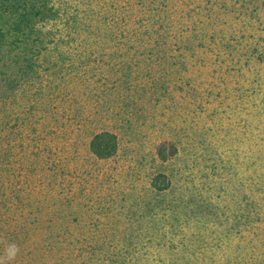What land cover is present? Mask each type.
<instances>
[{
    "label": "rangeland",
    "instance_id": "1",
    "mask_svg": "<svg viewBox=\"0 0 264 264\" xmlns=\"http://www.w3.org/2000/svg\"><path fill=\"white\" fill-rule=\"evenodd\" d=\"M246 3L229 0L218 8L217 13L229 14L226 33L242 27L237 14L242 8L260 9L250 18L254 27L264 20V0ZM255 33H246L248 42H256ZM32 55L0 42V256L9 244L19 249L9 264H64L62 236L92 224L105 233L154 236L155 250L170 247L176 264L227 263L217 251L233 258L238 245L257 246L254 238L264 244V153L253 146L264 111L237 101L238 74L221 89L208 91L204 82L214 76L204 63L213 60L210 54L177 55L175 62H184L186 71L138 50L133 86L144 89L129 91L127 102H97L95 96L114 86L118 75L108 65L92 63L86 79L92 98L69 102L67 111L61 79L50 76L44 62L26 72ZM254 69L263 80L264 64ZM171 70L179 72L174 81ZM254 73L246 74V85L259 90ZM190 80L204 93L203 100L186 96ZM206 92L222 102H204ZM76 116L92 118L94 127H79ZM101 130L117 132L121 142L118 155L108 161L88 151L91 136ZM159 149L166 156L177 151L162 161ZM159 174L171 181L164 192L151 186ZM142 240L133 242L140 246ZM208 245L217 251L191 257Z\"/></svg>",
    "mask_w": 264,
    "mask_h": 264
},
{
    "label": "trees",
    "instance_id": "2",
    "mask_svg": "<svg viewBox=\"0 0 264 264\" xmlns=\"http://www.w3.org/2000/svg\"><path fill=\"white\" fill-rule=\"evenodd\" d=\"M227 1L0 0V42L9 41L16 50L24 48L33 53L27 61L26 72L34 71V66H41L44 62L50 76L57 77V81L61 79L60 94L67 111H70L69 102H78L79 97H85V102L92 98V88L86 84L92 63L97 67L108 65L110 71L118 75L114 86L104 88L95 96L97 102H127L132 98L127 94L129 91L144 89L137 80L138 85L133 86L132 78L135 74L133 67L136 66L134 54L142 50L161 59L166 66L185 68L186 71L188 66L184 62H175L177 55L195 58L210 54L213 60L208 58L204 63V67H210L214 76L212 80L204 82L208 91L221 89L227 85L229 77H236L232 74H238L235 81L238 83V78H242V81L235 88V98L238 102H252L251 107L260 113L264 111V79H260L254 67L264 64V20H256L254 27L250 18L259 14L260 9L249 12L242 8L237 12L242 27L226 33L230 24L225 20L229 14L217 11L221 5L226 6ZM239 1L243 5L249 0ZM250 31L256 32L252 38L256 42H248L246 33ZM62 45L67 50H63ZM106 59H109V64L105 62ZM171 71L169 74L174 81L179 72ZM247 73L257 76L255 79L261 86L259 90L247 87ZM102 82L105 87L107 82ZM193 83L192 80L187 82L189 89L186 96L193 99L192 102L203 100L201 94L204 93H200L199 87ZM79 86L82 89L76 90ZM206 94L209 100L204 102H222L219 98L211 97L212 93ZM218 96L222 97L221 94ZM111 110L114 111V108ZM74 118V122L85 130L94 127L92 118ZM255 130L253 146L264 153V123L261 127L255 126ZM120 147L117 132L111 130L94 133L88 143L89 153L99 161L113 159ZM175 151L169 156L174 155ZM165 153V150H158V157L162 161L168 160L169 156ZM151 186L158 192H164L171 187V181L167 175L159 174L152 179ZM255 213L258 215L256 209ZM92 227L62 236L60 245L67 252L64 264H176L171 262L170 257H175L177 253L172 252L170 247L158 245L157 248H160L155 250L157 244L154 236L105 233L97 225L92 224ZM141 239L144 243L140 246L133 242ZM254 239L257 246L246 249L238 245L233 258L229 252L217 251L218 248L210 245L205 249L200 247L196 252L198 254H191V257L205 256L208 252L212 255L215 249L217 255L220 253L228 260L222 264H256L260 261L264 264L263 240ZM197 241L198 238L195 239Z\"/></svg>",
    "mask_w": 264,
    "mask_h": 264
},
{
    "label": "clouds",
    "instance_id": "3",
    "mask_svg": "<svg viewBox=\"0 0 264 264\" xmlns=\"http://www.w3.org/2000/svg\"><path fill=\"white\" fill-rule=\"evenodd\" d=\"M19 249L15 244H9L4 252L3 256H0V264H9L15 259Z\"/></svg>",
    "mask_w": 264,
    "mask_h": 264
}]
</instances>
